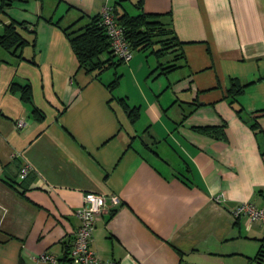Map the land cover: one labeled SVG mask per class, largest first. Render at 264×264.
Returning a JSON list of instances; mask_svg holds the SVG:
<instances>
[{
	"label": "crops",
	"instance_id": "0c3cea01",
	"mask_svg": "<svg viewBox=\"0 0 264 264\" xmlns=\"http://www.w3.org/2000/svg\"><path fill=\"white\" fill-rule=\"evenodd\" d=\"M127 1L136 0H15L0 14V33L13 20L34 41L22 57L0 47V264H72L89 191L119 198L92 233L102 258L264 264V223L232 215L241 201L264 204V0H143L145 12L170 20L186 63L160 73L173 53L134 50L98 76L85 71L64 28L86 24L104 3L127 10ZM231 78L248 83L233 105ZM13 82L30 83L32 103ZM119 98L139 108L135 122ZM189 101L197 106L177 123ZM222 121L224 139L193 128Z\"/></svg>",
	"mask_w": 264,
	"mask_h": 264
},
{
	"label": "trees",
	"instance_id": "16d2710c",
	"mask_svg": "<svg viewBox=\"0 0 264 264\" xmlns=\"http://www.w3.org/2000/svg\"><path fill=\"white\" fill-rule=\"evenodd\" d=\"M15 0H0V14L5 8L11 6ZM143 0H136L132 2L133 8L136 10L134 14L129 13L127 10L119 12L114 4L113 12L117 22L122 26L126 39L129 41L133 50L144 51L150 50L155 57L160 60L167 53H173V58L170 61H159L158 68L160 73H167L179 67H182L186 61L182 51L183 42L179 41L170 20L164 21L162 14L148 13L142 9ZM22 24L16 21H9L3 25V31L0 33V47L3 49L22 57L20 50L26 44L34 41H29L22 31L20 26ZM72 25L64 28L67 33L70 46L79 62V66L85 71L93 73L98 76L105 69L120 64L121 59H116L115 54L110 48L108 36L105 34L103 26L100 24V15L91 16L89 22L86 24L73 28ZM69 29V30H68ZM180 59H184V63H179ZM35 62L33 58L29 60ZM118 76H116L110 83L109 87L114 88L117 85ZM248 83H240L237 78H231L230 84L226 89L225 97L229 98V103L234 104L237 95L244 91ZM10 88L12 91H19L22 100L32 103V87L29 82L24 84L11 83ZM118 102L121 104L124 112L126 113L130 122H135L139 117V108L130 107L124 98H119ZM193 107L184 112L182 119L177 122L180 123L188 116L197 106L196 101L187 102ZM33 111L38 117L42 116L36 107ZM238 115L241 113V108H235ZM225 122L222 121L220 125H203L193 126L195 130L203 134L212 136L217 139L225 138ZM253 128L256 124H251Z\"/></svg>",
	"mask_w": 264,
	"mask_h": 264
},
{
	"label": "built area",
	"instance_id": "2783aa9c",
	"mask_svg": "<svg viewBox=\"0 0 264 264\" xmlns=\"http://www.w3.org/2000/svg\"><path fill=\"white\" fill-rule=\"evenodd\" d=\"M99 15L100 24L108 36L110 48L115 56L125 62L131 60L134 50L126 39L122 26L114 16L112 5L104 3ZM16 125L20 126L21 122L18 121ZM30 170L29 164L25 163L21 165L17 174L18 178L24 179ZM221 196H214V199L219 201ZM107 201L111 205H117L119 198L116 195L107 197L105 194L92 191L84 193L83 204L76 212L79 223L69 249V257L72 264H119L117 259L100 257L90 246L96 220L98 215L106 209L108 205ZM232 215L234 218L245 215L250 221L259 220L264 223V204H257L254 201H241L232 210ZM38 259L42 261H56V258L49 253H41Z\"/></svg>",
	"mask_w": 264,
	"mask_h": 264
},
{
	"label": "rangeland",
	"instance_id": "374dc122",
	"mask_svg": "<svg viewBox=\"0 0 264 264\" xmlns=\"http://www.w3.org/2000/svg\"><path fill=\"white\" fill-rule=\"evenodd\" d=\"M125 6H126L127 10L129 11V13H131V14H134L135 13L136 10L133 8L131 2H128L127 1L125 3Z\"/></svg>",
	"mask_w": 264,
	"mask_h": 264
}]
</instances>
